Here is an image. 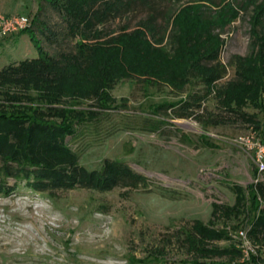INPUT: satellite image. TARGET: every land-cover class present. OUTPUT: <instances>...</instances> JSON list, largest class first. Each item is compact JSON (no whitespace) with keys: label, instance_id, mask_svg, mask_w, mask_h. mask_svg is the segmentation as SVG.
<instances>
[{"label":"rangeland","instance_id":"rangeland-1","mask_svg":"<svg viewBox=\"0 0 264 264\" xmlns=\"http://www.w3.org/2000/svg\"><path fill=\"white\" fill-rule=\"evenodd\" d=\"M249 1L233 0L243 3L244 10L214 29L222 41L217 62L223 72L208 89L192 75L181 82L183 64L177 56L187 53L177 42L181 22L193 18H181L180 12L192 6L205 10L208 2L135 3L103 26L105 41L115 38L122 27L135 29L149 13L154 14L152 31L157 28L162 35L156 40L149 36L157 50L151 53L155 61L141 60L98 92L66 96L53 106L95 116L75 123L73 135L65 139L78 165L100 172L106 159L115 160L135 176L123 175L107 189L78 184L34 188L26 178L0 171V264H194L184 241L194 220L224 229L230 236L209 240L208 246L234 244L242 252L241 257L204 259L208 264H249V252L264 264L263 229L252 230L250 224L264 206V170L257 169L253 150L239 141L246 134L264 139V93L242 94L235 83L236 57L257 47L249 35L250 15L254 5L264 0ZM0 14L27 16L33 35L54 58L75 51L77 37L66 33L61 16L44 0H0ZM262 23L264 32V18ZM35 56L25 32L0 37V69ZM31 71L2 74V89L12 96L34 95L27 82L36 74ZM14 102L19 101L0 94L1 109ZM40 107L44 118L58 120L47 107ZM247 116L261 120L259 130L247 122ZM5 161L0 157V167ZM233 184L242 187L244 196L251 185L257 202L249 205L245 198L233 204Z\"/></svg>","mask_w":264,"mask_h":264},{"label":"trees","instance_id":"trees-1","mask_svg":"<svg viewBox=\"0 0 264 264\" xmlns=\"http://www.w3.org/2000/svg\"><path fill=\"white\" fill-rule=\"evenodd\" d=\"M44 1L59 13L65 24L66 33L73 38L77 37L74 44L75 51L59 53L58 57L54 58L42 48L29 25L18 31L27 34L36 56L22 59L15 65L2 67L0 76L32 69L31 73L36 74L35 76L31 74L27 82H31L30 89H34V95L12 96L9 94L12 92L2 89L3 83L0 81V94L19 101L9 105V109L0 108V157L6 160L0 171L5 176L24 177L26 184L34 188L44 186L70 188L78 184L107 189L115 184L117 178L123 175L134 177L135 174L120 162L109 159L103 162L100 172L86 171L78 165L76 154L66 145L65 139L73 135L75 123L91 120L95 116L70 107L57 110L53 105L66 96L82 97L87 92L95 93L96 89L98 92L104 84L125 75L127 69L140 64L141 60L155 61L156 55L152 56L151 53L157 50L150 45L149 36L151 35V39L155 40L162 37L157 28L152 31L156 17L149 13L135 29L125 31V27H122L115 38L110 37L104 41L103 37L106 33L102 28L109 20L124 15L135 3L147 4L150 0ZM200 1L208 2L204 6L205 10H200L199 6H192L180 12L181 18L188 15L193 18L181 22L182 33L177 42L181 44L179 48L187 53L182 54L184 53L182 52L177 56L183 64L179 74L184 78L181 82L187 81L192 75L198 77L208 89L211 82L223 72V66L217 62L222 41L214 29H221L229 21L237 18L239 11H243L244 7L243 3H236L233 0ZM254 1L249 2L253 4ZM211 7H214V10H211ZM263 18L264 1H260L254 5L249 22V35L252 43L257 47L247 56L236 57L234 63L237 76L235 83L242 94L252 93L254 96L258 95V92L264 93V32L261 27ZM157 33L158 36H155ZM47 34L49 37L53 36V33ZM5 37L7 36L3 38ZM111 39L115 45L108 47ZM109 48L111 49L107 50ZM172 62L169 61L171 65ZM168 65L166 63L165 66ZM228 88L225 89L226 94ZM248 88L251 91H248ZM25 99L27 103L20 104ZM40 106L47 107L52 116L57 115L58 120L44 118ZM246 120L258 130L261 127V120L255 116H247ZM12 137L15 141L18 140V144L14 145L12 143L15 141H9ZM46 158H49V161ZM247 187L248 192L244 196L242 187L237 184L231 186L234 194L233 204L240 200L244 201L245 198L249 200V205L257 202L253 187L251 185ZM260 209L262 212H258L251 219L250 224L252 230L263 229L264 235V206ZM229 238L226 230L208 227L194 220L191 229L184 237L186 250L192 255L190 261L194 264H208L204 259L213 256L241 257V249L234 244L225 247L207 245L209 240L219 241ZM258 261L256 255L248 253L246 262L259 264Z\"/></svg>","mask_w":264,"mask_h":264},{"label":"built area","instance_id":"built-area-1","mask_svg":"<svg viewBox=\"0 0 264 264\" xmlns=\"http://www.w3.org/2000/svg\"><path fill=\"white\" fill-rule=\"evenodd\" d=\"M30 20L23 14H0V37L13 34L27 27ZM253 134L240 136V143L254 152L253 159L260 171L264 170V139H254Z\"/></svg>","mask_w":264,"mask_h":264}]
</instances>
